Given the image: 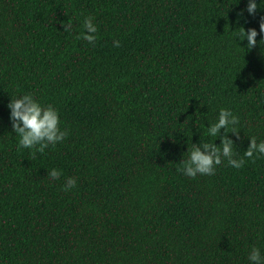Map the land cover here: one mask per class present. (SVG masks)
Returning <instances> with one entry per match:
<instances>
[{
	"label": "trees",
	"instance_id": "trees-1",
	"mask_svg": "<svg viewBox=\"0 0 264 264\" xmlns=\"http://www.w3.org/2000/svg\"><path fill=\"white\" fill-rule=\"evenodd\" d=\"M247 2L0 0V264H249L253 245L264 255V155L177 171L192 142L215 139L205 126L220 107L240 118L238 155L264 138V0L252 14ZM87 15L91 43L77 39ZM240 26L257 29L253 48ZM22 93L52 103L68 131L43 153L17 147L7 104ZM67 176L77 183L65 191Z\"/></svg>",
	"mask_w": 264,
	"mask_h": 264
},
{
	"label": "clouds",
	"instance_id": "clouds-1",
	"mask_svg": "<svg viewBox=\"0 0 264 264\" xmlns=\"http://www.w3.org/2000/svg\"><path fill=\"white\" fill-rule=\"evenodd\" d=\"M262 0H259V4ZM257 0H248L246 10L249 14L255 12L258 8ZM264 8V7H261ZM95 17L87 15L83 18L82 29L77 34V39L83 38L88 42L96 39L97 23L94 22ZM70 25H64L67 30ZM241 31L236 33L238 41H247V48H253L258 42V35L255 27H248L247 30L240 26ZM259 32L261 41H264V17L259 22ZM114 46H119V41L113 40ZM264 96V93L261 94ZM7 107L10 109L9 118L11 121L12 131L17 137V147L27 148L31 150V154L43 153L49 145L55 146L57 142L62 141L67 135L66 128H61V118L58 108L52 103L42 104L32 93H22L16 96L11 95ZM240 118L230 108L220 107L215 120L208 121L205 126L206 134L215 139L204 142L200 139L199 143H193L191 148H187L188 153L185 158L177 163V171L185 176L195 177L197 174L211 175L216 171V165H220L225 160L228 165L234 168H240L244 164L245 157H253L254 154L264 155V138L257 140L254 136H249V143L240 156L236 152L235 141L229 136L234 134L237 139L240 138L239 127ZM223 130V134H221ZM219 138L220 143L215 141ZM58 168L47 169V176L51 180H56L61 176ZM77 183L76 176H67L62 185L65 191L73 188ZM249 264H264V255L261 249L255 245L251 246L247 253Z\"/></svg>",
	"mask_w": 264,
	"mask_h": 264
}]
</instances>
